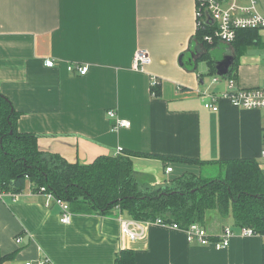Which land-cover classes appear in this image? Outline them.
Listing matches in <instances>:
<instances>
[{
    "label": "crops",
    "instance_id": "crops-1",
    "mask_svg": "<svg viewBox=\"0 0 264 264\" xmlns=\"http://www.w3.org/2000/svg\"><path fill=\"white\" fill-rule=\"evenodd\" d=\"M196 32L194 0H0V93L19 113L18 130L37 135L40 150L69 162L88 164L118 150L155 155L132 157L143 184L162 185L185 173L208 177L225 160L259 164L264 109L219 99L213 111L201 94L224 93L230 79L239 88L264 86V30L238 31L230 44H208ZM222 47L234 56L226 77L215 73L211 57ZM139 48L150 62L135 70ZM45 59L55 64L46 66ZM69 63L88 71L70 73ZM109 110L130 125L113 130ZM71 213L61 223L59 208L45 207L44 196L27 184L15 198L4 195L0 264H115L118 216H127L116 207ZM226 218L212 211L201 224L212 235L230 226L229 245L219 250L187 242L181 229L150 225L127 244L134 264H264V235H242V226Z\"/></svg>",
    "mask_w": 264,
    "mask_h": 264
},
{
    "label": "trees",
    "instance_id": "trees-1",
    "mask_svg": "<svg viewBox=\"0 0 264 264\" xmlns=\"http://www.w3.org/2000/svg\"><path fill=\"white\" fill-rule=\"evenodd\" d=\"M203 34L196 32L201 40ZM18 116L11 101L0 93V189L18 193L30 184L34 192L43 187L66 200L73 211L104 214L116 207L127 217L150 221L160 217L181 227L204 224L206 215L214 211L221 218L230 214L234 224L264 235V170L254 159L221 161L224 173L220 177L185 173L151 186L137 181L132 157L155 155L118 150L88 164L69 162L40 150L37 135L18 130ZM115 264H134L133 251L120 250Z\"/></svg>",
    "mask_w": 264,
    "mask_h": 264
},
{
    "label": "built area",
    "instance_id": "built-area-1",
    "mask_svg": "<svg viewBox=\"0 0 264 264\" xmlns=\"http://www.w3.org/2000/svg\"><path fill=\"white\" fill-rule=\"evenodd\" d=\"M195 1V23L197 30H202L203 41L208 44L220 41L225 44L232 43L238 31L246 30H264V0H194ZM150 62V55L145 49L139 48L135 51L132 59L133 69H144ZM46 66H53L55 63L52 59H45ZM70 73L83 75L88 71V65L80 63H69L66 66ZM215 78L214 80H216ZM158 84L156 78L152 77L150 86L155 87ZM154 94V92H152ZM201 99L203 106L210 110H217V101L226 99L231 105L243 109H264V86L254 88H239L233 79L228 81L227 90L216 95L213 93H202ZM109 118L114 119L112 129L127 127L130 122L117 117L114 110L107 111ZM260 168L264 170V142L260 151ZM167 166L165 172L171 171ZM30 186V184H28ZM36 193L44 196V205L48 207L55 204L59 208V221L69 223L71 220V209L69 202L56 197L52 192L46 191L40 187ZM4 195L16 197L17 193L0 189V200ZM120 225L121 245L117 253L128 248V243L145 236L150 225H162L173 229H181L189 243H198L200 245H212L215 249H224L229 245L231 228L224 225L216 235L210 234L206 228L198 222H192L186 227H181L177 223H170L162 218L150 220H137L127 218L121 214L118 216ZM241 234L245 236L259 235L251 228L242 226ZM20 239H17L19 242ZM24 264H52L48 261H38L33 263L26 261Z\"/></svg>",
    "mask_w": 264,
    "mask_h": 264
},
{
    "label": "water",
    "instance_id": "water-1",
    "mask_svg": "<svg viewBox=\"0 0 264 264\" xmlns=\"http://www.w3.org/2000/svg\"><path fill=\"white\" fill-rule=\"evenodd\" d=\"M213 62L215 73L218 76L226 77L233 65L234 56L226 54L219 59H214ZM180 63H183L182 56H180Z\"/></svg>",
    "mask_w": 264,
    "mask_h": 264
},
{
    "label": "rangeland",
    "instance_id": "rangeland-1",
    "mask_svg": "<svg viewBox=\"0 0 264 264\" xmlns=\"http://www.w3.org/2000/svg\"><path fill=\"white\" fill-rule=\"evenodd\" d=\"M223 55H224V49H223V47H222V48L219 50V52L212 53V56H211V57H212L213 59H217V58H219L220 56L222 57ZM223 173H224V169L219 168V167H215V168L212 170V172L209 173L208 177H220V176L223 175ZM226 217H227L226 219H227L229 222L232 221V217H231L230 214H228ZM116 254H117V252H116Z\"/></svg>",
    "mask_w": 264,
    "mask_h": 264
}]
</instances>
